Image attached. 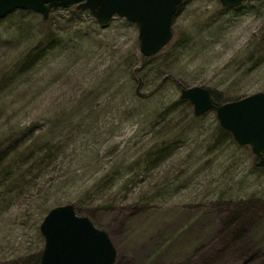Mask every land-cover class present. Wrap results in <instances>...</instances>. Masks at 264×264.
<instances>
[{"label": "rangeland", "instance_id": "374dc122", "mask_svg": "<svg viewBox=\"0 0 264 264\" xmlns=\"http://www.w3.org/2000/svg\"><path fill=\"white\" fill-rule=\"evenodd\" d=\"M70 7L0 19V264H40L66 204L114 264H264V157L180 99L264 94V0H182L148 59L134 23Z\"/></svg>", "mask_w": 264, "mask_h": 264}, {"label": "water", "instance_id": "95a60500", "mask_svg": "<svg viewBox=\"0 0 264 264\" xmlns=\"http://www.w3.org/2000/svg\"><path fill=\"white\" fill-rule=\"evenodd\" d=\"M246 0H219L221 6L226 9L241 6ZM182 0H156V3L143 11L132 9H118L105 11L104 0H0V19L8 16L17 10L33 11L40 14L43 20H47L49 12L59 7L76 5V9H87L93 18L100 24L106 25L117 16L128 22L134 23L138 28L137 42L139 51L144 58H150L160 52L172 39L171 30L173 18ZM253 97L261 98L264 94L259 92L244 98L226 102L215 106V103L208 89L195 86L181 89L180 99L188 101L193 106L194 115L199 117L215 108L216 117L221 128L229 132L235 142L242 146H250L251 151L257 158L264 157V140L252 138L247 134L238 132L235 126L223 119L225 113L236 111L246 106V101ZM62 208L70 210L77 219L86 221L92 226L94 233L98 234L101 247L89 254V259L95 264H114L116 250L105 231L97 229L86 217L76 215L72 205H63L52 208L42 220L39 230L44 238V247L40 257V264H66L73 259L76 253L70 249L60 248L54 251L53 242L48 228V218L52 211Z\"/></svg>", "mask_w": 264, "mask_h": 264}, {"label": "snow or ice", "instance_id": "6c2138e0", "mask_svg": "<svg viewBox=\"0 0 264 264\" xmlns=\"http://www.w3.org/2000/svg\"><path fill=\"white\" fill-rule=\"evenodd\" d=\"M155 3L156 0H104L103 8L105 11L121 8L143 11ZM223 119L238 132L264 140V97H253L246 101V106L225 113ZM48 228L54 251L65 248L78 254L66 264H95L88 257L101 247V242L90 224L77 219L70 210L58 208L51 212ZM54 264L60 262L54 261Z\"/></svg>", "mask_w": 264, "mask_h": 264}, {"label": "trees", "instance_id": "16d2710c", "mask_svg": "<svg viewBox=\"0 0 264 264\" xmlns=\"http://www.w3.org/2000/svg\"><path fill=\"white\" fill-rule=\"evenodd\" d=\"M72 7V6H71ZM70 7V8H71ZM74 9L76 10V11H74L75 12V15H77L78 17L80 16V15H82V14H87V15H89V12H88V10H86V9H79V10H77L76 9V7L74 6ZM178 9V8H177ZM232 9H235V8H232ZM33 12V11H32ZM42 18V17H41ZM43 20V19H42ZM40 54H42V51L40 50ZM29 57H32L31 59H33V61L38 57L37 55H33V56H31V55H29ZM30 59V60H31ZM33 61H29V62H33ZM183 102H185L184 100H182V103ZM217 105V104H216ZM223 133L224 134H226V135H228L229 136V133L227 132V131H223ZM259 159H262V158H259ZM0 160H1V158H0Z\"/></svg>", "mask_w": 264, "mask_h": 264}]
</instances>
